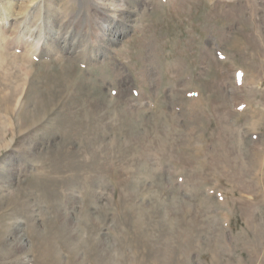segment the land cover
I'll return each mask as SVG.
<instances>
[{
	"label": "rangeland",
	"instance_id": "1",
	"mask_svg": "<svg viewBox=\"0 0 264 264\" xmlns=\"http://www.w3.org/2000/svg\"><path fill=\"white\" fill-rule=\"evenodd\" d=\"M92 1L0 0V264H264V0Z\"/></svg>",
	"mask_w": 264,
	"mask_h": 264
},
{
	"label": "bare ground",
	"instance_id": "2",
	"mask_svg": "<svg viewBox=\"0 0 264 264\" xmlns=\"http://www.w3.org/2000/svg\"><path fill=\"white\" fill-rule=\"evenodd\" d=\"M111 2V1H113V2H115V0H93L92 2H91V5H92V9L94 10V12H96L98 15H101L102 17L101 18H99L100 20H98V22H96L95 23V25L96 26H98V27H100L101 28V30H104L105 28H106V26H105V24L107 23H110V21L112 20L113 22L114 21H117V19L115 20V19H112V17L109 15L110 13H109V7L107 6L108 4L106 3V2ZM87 2H88V0H87ZM112 4H115V3H112ZM141 5V4H140ZM139 5V6H140ZM121 6V5H120ZM142 6V5H141ZM115 7H116V5H115ZM117 7H118V4H117ZM142 7H144V6H142ZM89 9V8H88ZM119 11V10H118ZM121 11H127L126 9H124V10H122L121 9ZM122 12V13H123ZM128 12H130V14L131 15H129L130 16V18L128 19V16H127V18H119L120 19V21L119 22H121V23H123V25H124V27L125 28H123V30L122 31H117V32H115L114 31V33H112L111 34V37H109V38H107L108 40V43H111V44H115L116 43V41H117V39L118 38H122L123 36H124V34H126L127 32L126 31H128L131 27H133L132 26V22L134 21V19L132 18L131 19V17H135V15H133V12H131V11H129L128 10ZM116 13V12H115ZM85 14V13H84ZM86 14H87V12H86ZM124 14V13H123ZM127 14V13H126ZM138 14V13H137ZM121 15V14H120ZM113 16V15H112ZM76 17V16H75ZM124 17V16H123ZM118 19V20H119ZM83 22H87V18H86V16L85 15H83V20H82ZM91 21V20H90ZM135 23V22H134ZM61 24V23H60ZM70 25H71V23H70ZM77 25V24H76ZM79 26H81V25H79ZM61 27V26H60ZM91 27V26H90ZM72 28V27H71ZM70 27H67V31H66V36H64V37H60L58 34V38H57V41H59V42H61L62 44H63V46H64V48L66 49V53L67 54H69L70 56H72L73 58L74 57H78V58H82V60L85 62H87L88 61V59H89V57L86 55V54H83L84 52H83V50L81 49V50H78L77 51V47L79 46L80 48H82L83 46L82 45H85V47L88 45H90V44H92L93 43V39L91 38V36H89L90 35V33L89 34H83V33H81V32H76V33H74L73 31H72V29H71ZM62 29V28H61ZM80 30H81V28H80ZM76 31V30H75ZM257 31V30H256ZM69 33V34H68ZM99 33V32H98ZM253 35V34H252ZM56 39V38H55ZM70 40L71 42L69 43V42H67V40ZM40 40V39H39ZM262 42V41H261ZM47 43V42H46ZM53 43V42H52ZM69 43V47L67 46V44ZM60 44V43H59ZM249 44V43H248ZM108 46V45H107ZM45 47V46H44ZM68 47V48H67ZM228 47V46H227ZM62 48V47H61ZM91 48V47H90ZM49 49V48H48ZM39 50V49H38ZM40 52V51H39ZM238 52V51H237ZM42 53H45L44 51L42 52ZM50 54V53H49ZM99 54L100 55H105L104 54V52L102 51V50H99ZM220 55V54H219ZM93 59V58H92ZM98 60V59H97ZM82 64V63H81ZM83 64H85V63H83ZM86 65H87V63H86ZM257 68V67H256ZM250 81V80H249ZM251 82V81H250ZM243 83V82H242ZM236 85V84H235ZM244 85V84H243ZM245 85H247L246 83H245ZM252 85V84H251ZM254 85V84H253ZM240 86V85H239ZM258 86V85H257ZM244 87V86H243ZM240 88V87H239ZM256 89V88H255ZM242 98V97H241ZM232 100V99H231ZM235 101V100H234ZM240 101V100H239ZM242 101V100H241ZM235 109V108H234ZM246 114V113H245ZM244 114V115H245ZM243 115V114H242ZM256 123V122H255ZM259 123V122H258ZM254 132V131H253ZM257 133V132H256ZM255 136V135H254ZM253 144V143H252ZM259 149V148H258ZM196 152V151H195ZM198 152V151H197ZM249 154V153H248ZM261 154V153H260ZM250 155V154H249ZM255 156V155H254ZM259 157V156H258ZM250 165H252V164H250ZM253 167V166H252ZM261 167V166H260ZM253 171V170H252ZM259 172V171H258ZM257 175V174H256ZM254 177V176H253ZM258 177V176H257ZM263 187V186H262ZM258 196V195H257ZM261 196V195H260ZM261 198V197H260Z\"/></svg>",
	"mask_w": 264,
	"mask_h": 264
}]
</instances>
